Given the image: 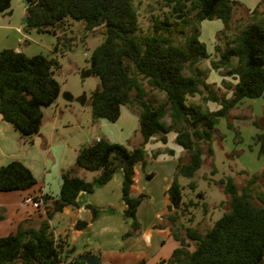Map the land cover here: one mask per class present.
Instances as JSON below:
<instances>
[{
	"label": "trees",
	"instance_id": "trees-1",
	"mask_svg": "<svg viewBox=\"0 0 264 264\" xmlns=\"http://www.w3.org/2000/svg\"><path fill=\"white\" fill-rule=\"evenodd\" d=\"M12 1L0 0V12L10 10ZM162 1L166 9L162 19L154 16L152 32L141 36L135 0H26L27 31L51 34L59 41L57 30L69 20L83 22L86 30L105 27V40L90 57L92 74L100 80L91 97L92 117L94 121L106 119L116 123L122 107L130 106L139 117L142 144L129 148L101 137L82 147L75 165L87 171H99V176L90 182L75 175L74 169L64 170L59 197L51 208H46V217L25 219L16 233L0 237V264H87L77 257L67 261L68 257L62 253L63 242L56 238L50 220L64 207L78 206L80 193H93L97 186L111 181L118 168L124 173V218L131 221V230L124 237L136 234L141 227L137 211L147 198L138 194L140 178L136 166H146L144 146L153 137L158 136L161 143L167 144L172 131L176 134L175 142L186 152L185 162L179 159L167 190L170 204L166 219L180 247L162 262L264 264V193L254 195L252 190L259 175L251 176L241 190L231 176L219 181L230 196L228 210L205 233L180 225L178 215L183 204V187L178 178L196 175L206 149L213 155L212 141L220 119L244 99L264 97V9L259 20L248 23L229 38L227 33L232 31L234 16L242 4L234 0ZM262 5L264 0L252 12L257 14ZM206 20H220L223 25L217 38L223 35L225 46L216 45L219 58L211 61V65L225 69L236 80L229 85L230 97L220 94L197 67L200 61L211 58L207 45L200 40L202 23ZM181 24L190 29L188 34L184 29L180 31L185 35L184 44L174 39V27ZM58 68V60L44 54L28 56L13 49L0 52V118L11 124L22 138H32L40 132L44 109L58 99L61 90L55 77ZM150 90L164 93L165 100L156 105L149 98ZM198 95L217 103L218 108L210 110L201 103L190 102ZM167 115L170 124L164 121ZM253 123L260 130L253 140L259 146V155L264 156V118H255ZM169 152L174 156L173 151ZM261 176L264 178V173ZM37 184L31 169L19 160L0 167V192L27 191ZM190 186L193 188L194 183ZM39 200L46 205L51 197L32 196L35 203ZM91 210L96 215L95 209ZM5 218L6 210L0 207V221ZM85 225L79 222L77 227ZM123 259L128 263L115 260L111 263L145 264L146 255L127 254Z\"/></svg>",
	"mask_w": 264,
	"mask_h": 264
},
{
	"label": "rangeland",
	"instance_id": "rangeland-1",
	"mask_svg": "<svg viewBox=\"0 0 264 264\" xmlns=\"http://www.w3.org/2000/svg\"><path fill=\"white\" fill-rule=\"evenodd\" d=\"M234 1L242 5L238 6L234 16L232 31L227 33L229 38L240 32L248 23L259 20L261 18L260 11L264 9L262 5L258 13L254 14L252 10L255 6L252 3H255L256 0ZM261 1L259 0L258 4ZM24 3L25 0H13L12 9H15L16 14L23 13ZM162 3V0H135L139 14L141 36L152 32L154 16L162 19L166 11ZM216 23L221 25L220 20L206 21L202 25L204 29L202 42L209 47L211 58L200 61L197 67L203 72V75H206V79L211 76L209 81H214L215 89L219 90L220 94L230 96L231 86L229 85L234 84L236 80L226 74L225 69H215L211 65V61L219 58L215 48L216 45L221 48L225 46V37L221 35L218 39L219 31L215 33ZM183 29L187 34L190 31L182 24L174 27V39L180 44H184L185 35L180 33ZM57 35L60 37L59 41L56 36L51 34H44V37L53 39L55 46L58 45L57 49H52V54L54 55L53 58H56L59 62L55 77L60 83V95L53 105L44 109L45 117L43 118L40 134L38 133L32 138H37L39 142H42L38 145V148L42 149L43 144L51 152V156L48 157L51 181H54L55 178L54 169L56 168L57 174L61 177L62 172L60 170L62 168L63 170L74 169L75 175L91 182L99 176L100 172L78 168L75 161L76 151L91 143L96 136H103L105 134L104 130H106L97 125V121H94L90 103L92 94L100 84L99 78L90 73V57L93 50L104 42L105 27L101 26L95 30H86L83 22L69 20L64 26L58 28ZM186 73L189 72L186 70ZM144 82L149 90L147 80H144ZM67 95H70L72 99H67ZM149 98L156 105H159L165 100V95L162 92L150 90ZM190 102L201 103L210 110H216L219 106L217 103L203 100L202 95L192 98ZM125 107V113H129L138 122L137 113L130 106ZM255 118H264V97L246 98L232 109L228 116L221 118L216 126L212 141L213 155L210 156L206 149L203 154V164L196 175L193 178L182 176L178 178L180 185L183 187V204L178 209L180 225L197 228L202 233L213 226L215 221L228 210L230 196L224 192L223 186L219 183L221 179H226L228 176L233 177L237 187L241 190L247 185L250 177L257 174L259 177L252 186L253 194L264 193V178L261 176L264 173V156L259 155V146L253 140L254 136L260 132L253 123ZM164 121L170 124V116L167 115ZM109 123L114 127V130L118 128L116 123ZM122 136H124L122 140H128L126 144L129 146H140L138 142L142 140V136L139 131H133L127 138L125 135ZM174 136V131L168 135L169 140L165 152L168 153V150H174L179 155L180 151L184 149L175 142ZM32 138L23 139L31 141ZM158 138V136L154 137V139ZM159 143V141L154 140L144 146L148 159L146 166L149 170V163L152 166L167 158L165 153L162 155L165 158L160 157L158 161H155L157 158L155 154H159L157 152L161 146V143ZM185 157L186 152H183L179 158L175 157L176 163H179L180 158L185 162ZM157 170L159 172V169ZM158 174L157 179L151 184L154 189L159 187L161 181L160 173ZM191 183H194L193 188L190 186ZM102 186L95 188L96 196L103 201L111 200L115 205L121 201V187L112 183L106 190L101 188ZM199 193L202 196H199ZM147 199L148 197L145 200ZM151 201L153 202H149L151 206L154 203L157 207L161 204L159 197ZM33 203L35 204V202ZM115 212L116 210L113 213ZM114 219L121 221L117 217ZM52 223L55 227L58 226L57 222ZM168 223L170 224L169 221ZM190 249L193 250L194 246L191 245Z\"/></svg>",
	"mask_w": 264,
	"mask_h": 264
},
{
	"label": "crops",
	"instance_id": "crops-1",
	"mask_svg": "<svg viewBox=\"0 0 264 264\" xmlns=\"http://www.w3.org/2000/svg\"><path fill=\"white\" fill-rule=\"evenodd\" d=\"M258 2L259 0H256L255 3H252L253 6L256 7ZM26 9L25 0L23 13L21 14H16L15 9H12V7L6 12H0V52L5 49H13L28 56L44 54L53 57L52 49L56 48L53 39H46L42 33L25 29ZM222 29V22L221 25L216 23L215 33ZM203 33L204 29L202 26L201 41L203 40ZM207 48L209 51L208 46ZM210 78L207 79V82L214 84V81H209ZM235 83L236 81H234ZM125 110L126 107L123 106L121 117L116 122L118 125L116 130L109 125L108 120H98L96 124L106 130H104L105 134L103 136L98 135L93 141L105 137L112 142L125 144L129 148L136 147L137 145L129 146L126 144L128 140H122L124 137L122 135L127 138L133 131H138L139 125V121L136 122V119L129 113H125ZM154 140L158 142L159 138L154 139L153 137L150 142ZM41 143L37 138H32L31 141L23 139L11 124L2 121L0 118V167L7 165L13 160H19L31 169L38 181L34 188L27 191L0 192V207L6 210V218L0 221V237L16 233L19 224L25 219H44L46 217V208H51L52 203L59 197L62 176L60 177L57 174L55 168V178L54 181H51L49 177L50 163L48 161L51 152L43 144V150L38 148ZM138 144L141 145L142 140H139ZM166 148L167 144L161 143L157 152L159 154L155 161H158L160 157L165 158L167 156V158L152 166L149 163L150 170L147 166H136V172L140 178L137 184L138 194H145L148 199L143 201L138 208L137 218L141 227L133 236L124 237L131 230V221L124 218L126 204L123 199L115 205L111 200L103 201L96 196V192L92 194L82 192L77 198L78 206H66L62 211L53 214L50 223L56 238L61 239L63 242L62 253L63 256L68 257L67 261L85 254L97 255L100 258V264H112L111 262L114 260L118 263H128L127 260L123 259L124 255L141 254L146 255L145 264H167L162 261L168 260L173 251L180 247V243L172 235L171 225L166 220L170 204L167 190L172 183L178 165L175 157L179 158L185 151L181 150L180 154L177 155L174 150H168V153L165 152ZM169 151H173L174 156H171ZM77 153L78 151H76V155ZM165 153L166 155L162 156ZM157 169H159V172ZM62 170L61 168L60 171L63 172L64 170ZM158 173H160L161 181L159 187L154 189L151 184L157 179ZM149 175L151 178H149ZM123 177L122 168H118L111 181L101 188L107 190L108 186L114 183L122 189ZM44 194L51 197V200L46 205L41 200L35 204L33 203L32 196L40 197ZM155 197H159L161 201L158 207L155 203L152 206L149 204V202H152L151 200H156ZM28 199L31 201L28 202ZM91 208L95 209L96 215L93 214ZM114 210L117 213H113ZM115 217L121 221L114 219ZM52 222H57L58 226L55 227ZM79 222H85L86 225L78 228L77 224ZM114 255L119 258L116 259Z\"/></svg>",
	"mask_w": 264,
	"mask_h": 264
},
{
	"label": "water",
	"instance_id": "water-1",
	"mask_svg": "<svg viewBox=\"0 0 264 264\" xmlns=\"http://www.w3.org/2000/svg\"><path fill=\"white\" fill-rule=\"evenodd\" d=\"M90 73L92 74V71H90ZM89 73V74H90ZM67 99H72V97L69 95H67ZM77 259L79 261H84L87 264H100V258L97 255H79L77 256Z\"/></svg>",
	"mask_w": 264,
	"mask_h": 264
},
{
	"label": "built area",
	"instance_id": "built-area-1",
	"mask_svg": "<svg viewBox=\"0 0 264 264\" xmlns=\"http://www.w3.org/2000/svg\"><path fill=\"white\" fill-rule=\"evenodd\" d=\"M28 202L31 201L30 199L27 200Z\"/></svg>",
	"mask_w": 264,
	"mask_h": 264
}]
</instances>
